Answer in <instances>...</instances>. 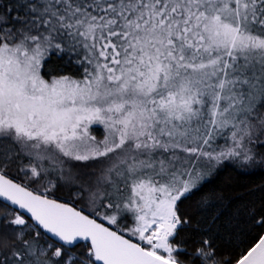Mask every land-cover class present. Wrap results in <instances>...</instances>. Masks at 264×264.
Here are the masks:
<instances>
[{
    "label": "snow or ice",
    "instance_id": "6c2138e0",
    "mask_svg": "<svg viewBox=\"0 0 264 264\" xmlns=\"http://www.w3.org/2000/svg\"><path fill=\"white\" fill-rule=\"evenodd\" d=\"M262 148L264 0H0V264H264V210L233 253L178 240Z\"/></svg>",
    "mask_w": 264,
    "mask_h": 264
},
{
    "label": "trees",
    "instance_id": "16d2710c",
    "mask_svg": "<svg viewBox=\"0 0 264 264\" xmlns=\"http://www.w3.org/2000/svg\"><path fill=\"white\" fill-rule=\"evenodd\" d=\"M61 63L62 61L53 56L48 68L56 69ZM46 78L48 77L46 76ZM226 145L223 138H217L212 143V149L222 148ZM260 151L264 152V148ZM9 175L16 178L15 168L9 171ZM56 195L60 199L71 202L67 189H61ZM86 196L87 193L82 199ZM201 197L208 202L204 208L198 205ZM250 210H254L257 215L264 210V167L255 166L245 170L237 163L225 161L219 166V170L210 182L182 204L181 211L191 217V224L180 233L178 240L184 243L189 256L202 239L209 237L214 241L219 254L233 253L238 245L246 242V237L240 235V239L237 240L236 234L227 226L226 222L231 220L235 223L238 219L241 222L240 229L247 232L248 225L245 222ZM216 213H220V215L213 219ZM230 235L233 241L231 245L228 242Z\"/></svg>",
    "mask_w": 264,
    "mask_h": 264
},
{
    "label": "rangeland",
    "instance_id": "374dc122",
    "mask_svg": "<svg viewBox=\"0 0 264 264\" xmlns=\"http://www.w3.org/2000/svg\"><path fill=\"white\" fill-rule=\"evenodd\" d=\"M90 131H91L92 135L97 137V139H102L104 136V129H103L102 125H92L90 128ZM228 146H231V141H229L225 147H222V148L220 147V148L215 149V150L219 151L221 149H226V147H228ZM209 150H211V149H209Z\"/></svg>",
    "mask_w": 264,
    "mask_h": 264
},
{
    "label": "water",
    "instance_id": "95a60500",
    "mask_svg": "<svg viewBox=\"0 0 264 264\" xmlns=\"http://www.w3.org/2000/svg\"><path fill=\"white\" fill-rule=\"evenodd\" d=\"M15 179V178H14ZM63 200V199H62ZM70 202V201H69Z\"/></svg>",
    "mask_w": 264,
    "mask_h": 264
}]
</instances>
